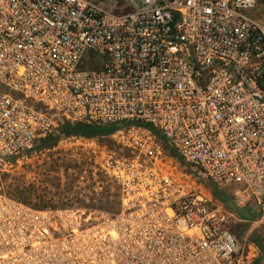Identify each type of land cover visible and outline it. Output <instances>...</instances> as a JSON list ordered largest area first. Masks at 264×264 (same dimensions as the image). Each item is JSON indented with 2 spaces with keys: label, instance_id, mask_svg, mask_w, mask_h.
I'll list each match as a JSON object with an SVG mask.
<instances>
[{
  "label": "built area",
  "instance_id": "built-area-1",
  "mask_svg": "<svg viewBox=\"0 0 264 264\" xmlns=\"http://www.w3.org/2000/svg\"><path fill=\"white\" fill-rule=\"evenodd\" d=\"M123 2L0 0V264H254L264 0ZM66 124L121 125L52 147L93 164L114 191L112 212L4 191L14 163ZM162 139L187 174L165 163Z\"/></svg>",
  "mask_w": 264,
  "mask_h": 264
},
{
  "label": "rangeland",
  "instance_id": "rangeland-1",
  "mask_svg": "<svg viewBox=\"0 0 264 264\" xmlns=\"http://www.w3.org/2000/svg\"><path fill=\"white\" fill-rule=\"evenodd\" d=\"M101 1L110 8L124 6L123 0ZM166 156L165 163L177 176L188 173L178 159L167 152ZM183 179L188 181L187 177ZM2 185L7 195L38 207L82 206L108 212L117 208L111 184L95 172L83 154L74 150L49 148L28 155L14 163L2 178ZM206 187L212 194L209 184ZM251 233L264 238V224L253 227Z\"/></svg>",
  "mask_w": 264,
  "mask_h": 264
},
{
  "label": "trees",
  "instance_id": "trees-1",
  "mask_svg": "<svg viewBox=\"0 0 264 264\" xmlns=\"http://www.w3.org/2000/svg\"><path fill=\"white\" fill-rule=\"evenodd\" d=\"M121 127V125H109V126H102V125H84V124H75V125H69L66 124L62 126L58 134L56 135H51L48 137H45L41 139L38 143L37 149H49L52 148L53 146L56 145V142L60 137H66V136H71V135H79L81 134L82 136H87V137H95V136H104L111 134L114 132L116 129ZM162 143L164 145V148L166 152L168 153L169 156H172L177 159L176 154L174 151L169 148V146L166 144V142L162 139ZM209 187L212 191V195L215 199L225 202L227 197L225 196V193L221 191L219 188H217L213 184H209ZM23 201V200H21ZM24 202V201H23ZM250 241L258 248L259 250V258L257 261H255L254 264H258L261 259H264V238L252 234L250 236Z\"/></svg>",
  "mask_w": 264,
  "mask_h": 264
},
{
  "label": "water",
  "instance_id": "water-1",
  "mask_svg": "<svg viewBox=\"0 0 264 264\" xmlns=\"http://www.w3.org/2000/svg\"><path fill=\"white\" fill-rule=\"evenodd\" d=\"M156 1H164L167 2V0H156ZM81 135V134H79ZM226 204L231 207L232 209L236 210L242 217L246 218V219H251V214L248 212V210L246 208H240L237 207L236 204L231 200H227Z\"/></svg>",
  "mask_w": 264,
  "mask_h": 264
}]
</instances>
